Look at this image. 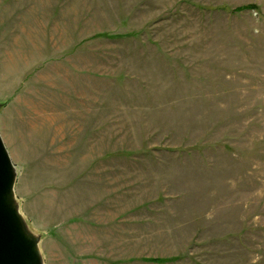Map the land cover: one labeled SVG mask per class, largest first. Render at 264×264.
<instances>
[{
    "label": "rangeland",
    "instance_id": "obj_1",
    "mask_svg": "<svg viewBox=\"0 0 264 264\" xmlns=\"http://www.w3.org/2000/svg\"><path fill=\"white\" fill-rule=\"evenodd\" d=\"M0 137L43 264H264V0H0Z\"/></svg>",
    "mask_w": 264,
    "mask_h": 264
},
{
    "label": "water",
    "instance_id": "obj_2",
    "mask_svg": "<svg viewBox=\"0 0 264 264\" xmlns=\"http://www.w3.org/2000/svg\"><path fill=\"white\" fill-rule=\"evenodd\" d=\"M16 169L0 137V264H43L39 237L19 211Z\"/></svg>",
    "mask_w": 264,
    "mask_h": 264
}]
</instances>
